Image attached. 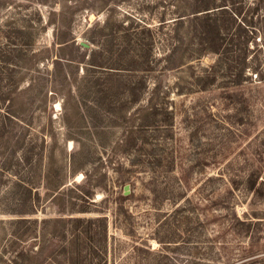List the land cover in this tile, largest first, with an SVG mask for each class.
Returning <instances> with one entry per match:
<instances>
[{"label": "rangeland", "instance_id": "obj_1", "mask_svg": "<svg viewBox=\"0 0 264 264\" xmlns=\"http://www.w3.org/2000/svg\"><path fill=\"white\" fill-rule=\"evenodd\" d=\"M0 264H264V0H0Z\"/></svg>", "mask_w": 264, "mask_h": 264}, {"label": "trees", "instance_id": "obj_2", "mask_svg": "<svg viewBox=\"0 0 264 264\" xmlns=\"http://www.w3.org/2000/svg\"><path fill=\"white\" fill-rule=\"evenodd\" d=\"M222 7H223V5H221L219 7H210L209 5H204V4L201 5L200 4L195 8L196 9L195 13H201L199 15L196 14L197 18L200 16H202L203 18H210L212 16L211 13H213V12H216V11H221L222 13L226 12V11H223L224 9ZM217 8H218V10H214ZM212 9L214 11H211ZM210 30L216 34V37L213 36V40L215 41V38L218 37L219 31H220V25L217 24V22H212V26H211ZM210 51L215 52V53H220L219 44H218V48H215L214 50L210 49ZM248 67L249 66L244 61H242L241 64H239L237 66L236 73H235L237 83H241L245 80L244 75H245ZM257 76H260V74L258 73ZM71 220L79 221L80 218H75V219L71 218Z\"/></svg>", "mask_w": 264, "mask_h": 264}, {"label": "water", "instance_id": "obj_3", "mask_svg": "<svg viewBox=\"0 0 264 264\" xmlns=\"http://www.w3.org/2000/svg\"><path fill=\"white\" fill-rule=\"evenodd\" d=\"M82 46L86 47V48H89L90 45L89 44H86L85 42H81ZM131 193V190H130V185H126L124 187V195L125 196H128L129 194Z\"/></svg>", "mask_w": 264, "mask_h": 264}]
</instances>
